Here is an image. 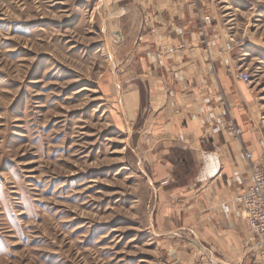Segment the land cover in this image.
Here are the masks:
<instances>
[{
  "label": "rangeland",
  "instance_id": "rangeland-1",
  "mask_svg": "<svg viewBox=\"0 0 264 264\" xmlns=\"http://www.w3.org/2000/svg\"><path fill=\"white\" fill-rule=\"evenodd\" d=\"M127 3L0 0V264H172L187 243L160 233L156 183L123 107L134 84ZM207 5L214 54L228 75L249 74L247 104L225 108L260 151L264 0Z\"/></svg>",
  "mask_w": 264,
  "mask_h": 264
},
{
  "label": "crops",
  "instance_id": "crops-1",
  "mask_svg": "<svg viewBox=\"0 0 264 264\" xmlns=\"http://www.w3.org/2000/svg\"><path fill=\"white\" fill-rule=\"evenodd\" d=\"M209 1L129 0L121 17L130 16L134 30L127 40L134 54L125 60L134 84L122 93L123 107L156 183L160 233L187 242L170 250L172 264H264L248 249L251 234L233 201L249 176L243 149L258 150L234 108L247 99L245 83L228 75L225 54H214ZM227 102L240 139L223 129Z\"/></svg>",
  "mask_w": 264,
  "mask_h": 264
},
{
  "label": "built area",
  "instance_id": "built-area-1",
  "mask_svg": "<svg viewBox=\"0 0 264 264\" xmlns=\"http://www.w3.org/2000/svg\"><path fill=\"white\" fill-rule=\"evenodd\" d=\"M201 23H203L202 20H200L202 29ZM236 78L243 83L249 82V74L246 69L239 70ZM222 113L228 115L223 129L235 139H240L242 129L234 123L226 108ZM258 144L262 153L257 158H254L251 150L243 149V160L249 166V176L245 187L234 195L233 201L251 234L248 243L249 251H256L259 256L264 257V138H261Z\"/></svg>",
  "mask_w": 264,
  "mask_h": 264
}]
</instances>
